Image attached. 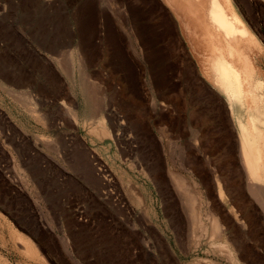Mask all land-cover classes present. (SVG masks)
Returning <instances> with one entry per match:
<instances>
[{
  "label": "rangeland",
  "instance_id": "1",
  "mask_svg": "<svg viewBox=\"0 0 264 264\" xmlns=\"http://www.w3.org/2000/svg\"><path fill=\"white\" fill-rule=\"evenodd\" d=\"M234 2L264 78V0ZM112 4L0 0V264H264L224 95L161 0Z\"/></svg>",
  "mask_w": 264,
  "mask_h": 264
},
{
  "label": "bare ground",
  "instance_id": "2",
  "mask_svg": "<svg viewBox=\"0 0 264 264\" xmlns=\"http://www.w3.org/2000/svg\"><path fill=\"white\" fill-rule=\"evenodd\" d=\"M161 1L167 6L170 14L178 24L177 30L180 34L181 45L187 48V52L189 50V55L195 60L197 66H204V70L207 69L206 73L213 83L214 90H218L224 95L225 104L228 105L229 111H232L237 123L240 140L239 149L241 150L239 154L248 168L249 177L254 181L252 182L249 178L251 186L249 185L248 189L251 195L257 197L258 201L263 204L264 187L259 186L261 182L257 186L255 180L264 182V78L253 66L249 57L255 50L263 49H259L262 44L257 32H254L252 26L248 24L234 0ZM108 2L110 8H113L112 0H108ZM133 29L135 34L136 28L134 25ZM85 63L80 60L78 65V73L81 76L87 72ZM82 86L84 87V85ZM7 91L20 100L29 111L34 112L37 110H35L36 107H33L34 105L32 106L33 103L31 104V101H28L29 99L24 90L15 91L8 88ZM90 99L86 101V105L89 111L88 118L93 121L97 117L98 111L93 112ZM191 192H183L182 197L189 205L194 217L197 208L195 207V194L193 195ZM221 197L224 198L223 192H221ZM212 225L214 226L213 231L218 233L219 221L214 220Z\"/></svg>",
  "mask_w": 264,
  "mask_h": 264
}]
</instances>
